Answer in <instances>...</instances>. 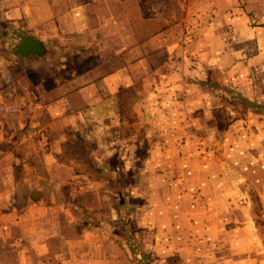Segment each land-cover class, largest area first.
Wrapping results in <instances>:
<instances>
[{
    "label": "crops",
    "instance_id": "0c3cea01",
    "mask_svg": "<svg viewBox=\"0 0 264 264\" xmlns=\"http://www.w3.org/2000/svg\"><path fill=\"white\" fill-rule=\"evenodd\" d=\"M187 1L183 16L178 6L181 18L176 19L152 4L145 8L141 0H0V47L7 49L0 53V144L6 146L0 151V264H43L42 259L51 264H140L141 257L147 264H174L167 262L173 256L185 258L180 264H203L198 257L206 255L215 264L213 257L221 256L219 248L209 254L197 249L172 253L173 240L165 238L173 225L171 207L164 198L153 199L143 218L145 229L139 228L137 218L125 216V210L134 208L131 202L115 196L113 207L95 196L84 203L86 189L75 184L69 185L73 194L66 203L53 199L55 189L49 199L40 197L20 207L11 200L17 191L16 165L23 163L26 175H36L39 166L32 162H41L49 177L59 172L74 178L78 174L60 156L70 134L77 133L72 138L84 144L98 139L105 146L118 145L121 139L111 133L125 126L120 116L128 112L132 121L126 127L137 132L138 141L148 143L143 152L147 163L141 167L146 174H140L152 178L148 185L171 191L180 185L190 197L202 189V167L193 151L200 142L186 131L201 125L197 113L216 109L213 97L225 86L214 82V73L224 72L229 83L233 65H240L234 82L254 72L264 85V0ZM238 2L243 5L238 7ZM13 34L19 38L15 47L27 37L41 43L45 62H40L52 67L50 88L46 78L39 77V56L12 55ZM232 49L256 51L242 56ZM157 97L166 103L181 98V103L157 107ZM152 115L160 117L152 120ZM24 128L30 133L21 138ZM43 129L49 139L39 136ZM19 131V145L27 151L16 154L10 146L17 143ZM176 144L183 146L174 156L167 149L173 151ZM117 150L116 160H128ZM158 161L164 169L157 168ZM111 174L117 177L121 170ZM175 175L183 180L173 181ZM177 195L170 198L176 200ZM76 203L90 211L99 209L106 218L87 227L73 211ZM218 221L211 229L212 241L219 239ZM201 222L197 216L194 222L186 221L197 228ZM141 241L147 251H140ZM245 250L231 248L224 255L231 264H264L261 251L254 261L246 259L254 250L241 254ZM237 255L243 261H236Z\"/></svg>",
    "mask_w": 264,
    "mask_h": 264
},
{
    "label": "rangeland",
    "instance_id": "374dc122",
    "mask_svg": "<svg viewBox=\"0 0 264 264\" xmlns=\"http://www.w3.org/2000/svg\"><path fill=\"white\" fill-rule=\"evenodd\" d=\"M238 3V7L243 5L242 2ZM141 4L145 8L152 4L161 14L164 13L167 17L172 15V18L175 16L176 19L181 18L178 12L179 5L182 6V16L189 7L187 0H141ZM18 41V36L13 34L10 49L12 55L16 58L20 57L14 55L15 45ZM232 51L247 56L249 54L254 55L256 50L254 49L251 52L246 49H232ZM5 52H7V49L0 47V53ZM41 57L42 55L39 56V62L41 60L45 62ZM50 66V64L45 66L41 62L39 64V77L43 75L46 78L47 88L52 86L49 80L51 74L53 75ZM254 66L256 64L252 65V68ZM233 67L235 71L233 77L229 79V83L225 81L227 75L224 72L214 73V82L225 86L213 97V104L216 109L208 114L197 113L196 117L201 119V125L186 131L188 137H195L200 142V144L194 146L193 151L197 152L202 167L200 173L202 176L200 178L202 189L197 192L192 191L191 197L190 193L185 196L183 194L185 191H180L182 187L179 184L175 188L177 192L174 191V188L171 191V187H161L158 190L148 185L149 180L152 179L150 176L147 178L140 175L141 173L146 174L141 167L147 163L144 160L146 155L144 156L145 153L143 152H147L148 143L143 142V140L138 141L137 132L126 127L127 122L132 121V116L128 112L120 116L121 119L125 120V126L117 130L114 129L111 133L112 137L121 139V143H118V145L105 146L98 139L92 143L84 144L72 138L73 136L78 137L77 133L70 134L69 141L65 143L60 151L62 152L60 156L61 160L78 174L74 178L73 176L67 178L59 172H57V176L55 174L49 177L41 162H32L33 165L37 164L39 166L36 175H26L29 172L23 169V163L16 165L13 168L15 175L13 185L17 186V191L11 197L13 205L20 207L24 203L34 202L40 197L49 199L48 196L52 194L53 189L56 192L53 194V199L56 202L66 203L73 194L70 195L69 185L75 184L77 188L81 186L82 189H86L83 193L85 195L84 203L92 202L95 196H98L100 201L104 200L105 203L113 207L115 196L117 197L116 200L121 198L124 202H131L134 208L125 210L124 214L126 217L137 218L139 228L142 229L144 226V223H142L143 218L154 205L153 199L162 200L164 198L171 207L170 217L173 225L172 228H169L167 236L165 234V238L168 242L173 240L172 253L178 255L185 249H197L202 251L203 254H209L211 250L219 248L221 249V256L218 258L213 257L215 264H231L228 255H224L225 250L228 253L231 248L237 250L247 249L241 254L254 250L246 259L253 258L256 261L258 257L255 255H259V251L264 254V85L260 82L259 73L255 75L254 72H250L249 76H245L246 80L237 79V82H234L233 79L239 77L236 73L241 70V66L233 65ZM194 71V67L189 69L191 75L194 74ZM63 74L59 73V75ZM125 101L128 102L126 106L129 107L131 98H125ZM156 103L157 107H162L159 104L181 103V98L178 100L172 99L166 103L164 98L157 97ZM158 117L160 116H150L152 120H156ZM147 119H149V116L145 120ZM211 125H213V128H210ZM26 131L30 133V130L24 128L20 135L21 138ZM40 131L39 136L43 135L41 138L49 139L47 130ZM96 131L100 132L101 130ZM20 132L15 133L17 140H14L17 143L10 146L16 154L27 151L22 144L19 145ZM96 136L101 139L99 133ZM139 144L140 146H138ZM182 146L176 144L172 148L173 151L167 149V152H172L176 156L175 152L179 151ZM4 147L6 146L0 144V151H3ZM44 148H47V145ZM117 149L124 151L125 153L122 154H126L125 159L128 158V160H116ZM105 150L109 155L105 156ZM30 151H33V149ZM143 156V160L138 158ZM104 158H106V161ZM174 160H171L170 166L173 165ZM157 164V168L164 169L163 162L158 161ZM115 168L121 170V174L117 177L111 174L115 172ZM87 173L92 174V176L85 177ZM173 178V181L183 180L179 175H175ZM163 184L161 183V185ZM96 187L99 188L97 191H95ZM155 189H157V192ZM188 191L190 192V190ZM174 194H178L176 200L170 198ZM195 194L198 196L197 199L194 197ZM76 201H78L77 198ZM73 211L78 219L82 220L83 218L87 227H96V225H100V219L103 221L106 218L101 216V210L90 211L77 203L76 210ZM196 216L200 217L202 221L198 228L193 224L186 223L189 220L194 222ZM217 218L219 219L220 235L218 240L212 241L211 229L215 227ZM183 246L188 247L184 248ZM139 248L140 251L148 250L147 244L142 241L139 243ZM198 258L203 264L212 263L211 255ZM240 259L242 258H239L238 255L235 258L236 261ZM40 261L43 264L52 263L50 259ZM180 261L184 263L185 258L181 259L178 256H173L167 260L168 263L174 264H180ZM192 263L190 262V264ZM140 264H147V260L141 257Z\"/></svg>",
    "mask_w": 264,
    "mask_h": 264
},
{
    "label": "water",
    "instance_id": "95a60500",
    "mask_svg": "<svg viewBox=\"0 0 264 264\" xmlns=\"http://www.w3.org/2000/svg\"><path fill=\"white\" fill-rule=\"evenodd\" d=\"M44 53L41 43L32 37L25 38L15 49L14 55L26 58L29 56H40Z\"/></svg>",
    "mask_w": 264,
    "mask_h": 264
}]
</instances>
